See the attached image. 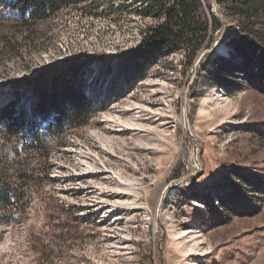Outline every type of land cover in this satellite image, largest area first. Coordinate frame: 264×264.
<instances>
[{"label":"rangeland","instance_id":"obj_1","mask_svg":"<svg viewBox=\"0 0 264 264\" xmlns=\"http://www.w3.org/2000/svg\"><path fill=\"white\" fill-rule=\"evenodd\" d=\"M66 1L25 44L22 6L0 0V109L19 91L29 113L14 81L77 57L93 103L35 154L24 204L0 203V264H264V0H203L216 31L190 64L128 58L162 0ZM22 143L0 132V160Z\"/></svg>","mask_w":264,"mask_h":264},{"label":"trees","instance_id":"obj_2","mask_svg":"<svg viewBox=\"0 0 264 264\" xmlns=\"http://www.w3.org/2000/svg\"><path fill=\"white\" fill-rule=\"evenodd\" d=\"M15 3L22 6L19 17L21 24L28 28L23 37L25 44L31 42L34 24L48 19L47 8L67 5L66 0H16ZM157 6L156 10L149 5L140 11V15L155 17L158 21L146 28L139 44L128 53L129 60L145 61L158 54L169 56L176 51H184L188 63H192L198 52L207 46L209 31H216L212 30L216 19L209 22L203 0H162ZM239 7H233L232 11L241 16L247 15L248 10ZM26 9L29 11L25 12ZM81 61V57L71 58L33 77L14 81L16 85L23 84L25 88L34 89V94L28 104L29 113L18 107L19 91H13L12 97L0 109L3 139L7 142L22 140L24 150V157L17 161L0 160V203L10 206L24 204L23 196L35 171V154L48 162L49 142L60 139L67 128L82 126L93 112V103L82 92L83 84L78 78ZM65 101L69 108L63 106ZM37 118L42 122H37ZM15 152L20 156L19 150Z\"/></svg>","mask_w":264,"mask_h":264},{"label":"bare ground","instance_id":"obj_3","mask_svg":"<svg viewBox=\"0 0 264 264\" xmlns=\"http://www.w3.org/2000/svg\"><path fill=\"white\" fill-rule=\"evenodd\" d=\"M216 48H215L216 50L214 49L215 50L214 54H218V55L227 54V46L224 43H220ZM169 187L171 188V186H169ZM166 192L167 191L165 190L163 194H165ZM163 197H165V196H163Z\"/></svg>","mask_w":264,"mask_h":264},{"label":"water","instance_id":"obj_4","mask_svg":"<svg viewBox=\"0 0 264 264\" xmlns=\"http://www.w3.org/2000/svg\"><path fill=\"white\" fill-rule=\"evenodd\" d=\"M202 57V56H201Z\"/></svg>","mask_w":264,"mask_h":264}]
</instances>
